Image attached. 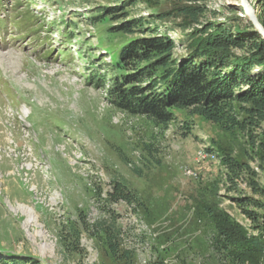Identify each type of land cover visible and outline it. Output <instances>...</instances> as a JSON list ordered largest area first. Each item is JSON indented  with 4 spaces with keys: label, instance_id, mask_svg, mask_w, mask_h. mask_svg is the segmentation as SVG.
<instances>
[{
    "label": "rangeland",
    "instance_id": "rangeland-1",
    "mask_svg": "<svg viewBox=\"0 0 264 264\" xmlns=\"http://www.w3.org/2000/svg\"><path fill=\"white\" fill-rule=\"evenodd\" d=\"M122 1L4 3L10 12H0V32L13 20L10 33L21 40L2 45L0 37V264H240L217 244L212 215L223 212L252 233L236 199L264 205V198L242 181L231 189L219 156L247 163L263 189L264 170L245 133L226 132L177 107L164 127L112 101L110 80L117 73L104 66L140 36L110 33L121 18H95L99 7ZM246 1L257 14V0ZM14 4L19 11L11 12ZM178 5L141 0L125 12L146 19L176 14L150 27L174 39L181 57L189 53L192 30L182 29ZM240 7V0H212L203 22L246 28L250 21ZM36 30L45 33L32 38ZM113 180L125 181L138 202L107 203ZM18 206L33 211L37 222L26 226L30 218L12 211ZM243 209L262 214L252 205ZM100 222L119 231L121 255L130 259L106 256L96 229H86Z\"/></svg>",
    "mask_w": 264,
    "mask_h": 264
},
{
    "label": "trees",
    "instance_id": "trees-1",
    "mask_svg": "<svg viewBox=\"0 0 264 264\" xmlns=\"http://www.w3.org/2000/svg\"><path fill=\"white\" fill-rule=\"evenodd\" d=\"M140 1L124 0L114 8L99 7L100 14L95 18L97 21L108 20L112 15L113 20L121 18L120 24L109 28L110 33H139L140 36L124 46L115 62L104 66L107 71L117 73L110 80L112 101L119 109L145 116L164 127L174 121L171 110L177 107L220 125L226 132L245 133L253 158L264 170V38L250 22L246 28L203 22L209 16L212 0H171L179 4L176 11L185 18L182 29L192 30L189 53L179 57L174 52L177 45L174 39L150 27L154 21H164L176 14L129 18L126 9ZM257 5V18L264 27V0H257ZM240 11L245 15L242 7ZM212 154L217 157L216 153ZM219 159L227 169V181L234 183L231 189L236 190L242 181L252 195L264 198V189L255 182V174L247 163L227 154L220 155ZM111 187L107 203L138 202L125 181L113 180ZM97 195L101 196L100 188ZM236 202L250 219L253 231L249 233L223 212L214 213L212 217L218 224L217 244L240 264H264V205L245 197ZM246 205L254 206L262 214L243 209ZM105 224L100 222L86 229L88 232L96 229L95 235L110 260L130 259L128 252L121 255L119 231ZM77 231H71V235L78 237ZM13 264L23 263L14 261Z\"/></svg>",
    "mask_w": 264,
    "mask_h": 264
},
{
    "label": "water",
    "instance_id": "water-1",
    "mask_svg": "<svg viewBox=\"0 0 264 264\" xmlns=\"http://www.w3.org/2000/svg\"><path fill=\"white\" fill-rule=\"evenodd\" d=\"M241 2V7L246 13V16L252 26L255 28V30L264 38V27L260 24L256 11L252 6H250L246 0H240Z\"/></svg>",
    "mask_w": 264,
    "mask_h": 264
},
{
    "label": "bare ground",
    "instance_id": "bare-ground-1",
    "mask_svg": "<svg viewBox=\"0 0 264 264\" xmlns=\"http://www.w3.org/2000/svg\"><path fill=\"white\" fill-rule=\"evenodd\" d=\"M257 32V31H256ZM20 57H22V56H24V55H19ZM74 81H76V79L74 80ZM194 178V177H193ZM13 212L14 211H16V212H18V213H23V214H25V215H27V217L28 218H30V219H28L27 221H26V226H31V224H34L35 222H37V221H35L34 222V218H33V211H31V210H29L28 208H26V207H24V206H18V207H16V208H14L13 210H12ZM37 237H39V238H41V237H43V234H39V235H36Z\"/></svg>",
    "mask_w": 264,
    "mask_h": 264
}]
</instances>
